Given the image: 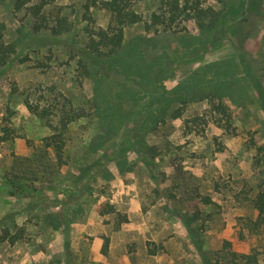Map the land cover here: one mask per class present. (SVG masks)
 Here are the masks:
<instances>
[{
	"label": "rangeland",
	"instance_id": "374dc122",
	"mask_svg": "<svg viewBox=\"0 0 264 264\" xmlns=\"http://www.w3.org/2000/svg\"><path fill=\"white\" fill-rule=\"evenodd\" d=\"M230 5L202 44L190 23L127 26L125 50L140 39L144 54L133 74L112 56L85 57L90 32L111 22L106 10L56 0L53 19L73 28L54 36L32 33L27 12L0 0L4 42L17 50L0 66V137L12 130L0 142V264H243L236 256L253 253L264 264V231L247 228L264 192V0ZM158 7L143 0L135 11ZM234 61L232 96L173 93L199 68ZM144 67L158 72L154 86ZM69 107L79 117L59 162L45 139Z\"/></svg>",
	"mask_w": 264,
	"mask_h": 264
},
{
	"label": "trees",
	"instance_id": "16d2710c",
	"mask_svg": "<svg viewBox=\"0 0 264 264\" xmlns=\"http://www.w3.org/2000/svg\"><path fill=\"white\" fill-rule=\"evenodd\" d=\"M9 1L15 11L27 12V15L30 18L31 30L34 34L50 32L54 36H61L72 31L73 24L69 22L68 17L57 16L53 19L52 9L56 0ZM139 1L143 0H81L85 15H88L93 8L106 10L111 15V22L107 29L90 32L85 51V57L87 60H90L94 55L100 58L106 55L112 56L113 60L116 61L118 65L122 66L126 73L130 72L137 74L142 70V66L136 64V61L143 59L144 54L140 45V39H137L130 49H127V51L125 50V28L127 26L143 23L147 32L159 31L160 29L163 31L177 32L180 30L182 23H190V25H194L197 31L200 32V36L193 37L194 42L202 44L201 36H215L217 30L226 24L231 12L229 9L231 8L230 0H218L220 3L224 4L223 9L206 6L202 0H154L159 4L158 11L144 17L135 11V5ZM225 8H228V10H225ZM182 29H185V27ZM3 30L4 26H0V66L7 65L13 55L17 52L14 43L7 44L4 42ZM122 52L127 54L122 55ZM239 66L240 63L238 64L235 61L231 63L209 64L203 66L194 72L189 80L178 85L173 93L179 92L180 94L184 91L187 94L195 95L196 92L206 90L216 94L220 99L227 95L232 96L231 91L233 90V87L231 85L234 84L228 80L229 71L227 69L228 67H231L238 71ZM148 67L150 68V66ZM144 71H147L145 67ZM146 73L149 74H143L142 72L141 75L153 76L148 83L151 82L150 84H152V82H154V86L155 81H157L156 78L158 72L153 70L152 72L149 71ZM247 79L250 80L249 77H247L246 80ZM250 82H252V80ZM172 101L173 99L167 100L165 98L162 102V109L166 107L167 103L169 104ZM26 106L32 113L40 115L41 112L38 107L33 106L28 101L26 102ZM224 113H226V110H224ZM62 115L61 127H57L55 129L56 133L45 139L46 149L54 148L59 162H62L64 157V135L68 126L79 117L74 114L71 107H69V109L64 108L62 110ZM4 121L9 122L10 117H5ZM11 131L10 126H4L0 142L9 141L12 138ZM205 203L210 204L211 200L205 198ZM254 205L258 211V217L254 221L250 220L247 228L251 233H260L261 231H264L263 191L258 194ZM17 239L18 238L16 237L11 238V243L14 244ZM259 255V253H253L236 256V259L237 261H243V264H258Z\"/></svg>",
	"mask_w": 264,
	"mask_h": 264
}]
</instances>
